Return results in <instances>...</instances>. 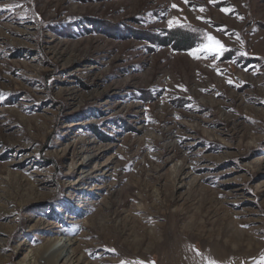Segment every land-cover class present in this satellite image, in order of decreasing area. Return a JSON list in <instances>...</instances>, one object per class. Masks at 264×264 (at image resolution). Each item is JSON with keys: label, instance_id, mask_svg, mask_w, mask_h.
<instances>
[{"label": "rangeland", "instance_id": "1", "mask_svg": "<svg viewBox=\"0 0 264 264\" xmlns=\"http://www.w3.org/2000/svg\"><path fill=\"white\" fill-rule=\"evenodd\" d=\"M159 259L264 264V0H0V264Z\"/></svg>", "mask_w": 264, "mask_h": 264}, {"label": "trees", "instance_id": "2", "mask_svg": "<svg viewBox=\"0 0 264 264\" xmlns=\"http://www.w3.org/2000/svg\"><path fill=\"white\" fill-rule=\"evenodd\" d=\"M168 33L169 35L166 36L163 41H169V43H166L165 45L172 46L173 48L181 51L191 49L195 46L194 44H190L193 38L188 34L182 32V30L172 31ZM177 34L179 35L177 36Z\"/></svg>", "mask_w": 264, "mask_h": 264}, {"label": "bare ground", "instance_id": "3", "mask_svg": "<svg viewBox=\"0 0 264 264\" xmlns=\"http://www.w3.org/2000/svg\"><path fill=\"white\" fill-rule=\"evenodd\" d=\"M177 179H178V176H177ZM180 180V178H179ZM144 233V232H143ZM148 239V238H147ZM147 242V241H146ZM54 246V242H52L51 244L49 243L48 246L45 247L46 251L49 249H52V247ZM71 247V241H68V242H65L58 250V252L55 254H57V256L55 257H58V259H63V260H67L68 262H71V260L73 258H71V255H70V252H69V249ZM156 247L159 248V246L156 244ZM53 257L51 258H55L54 255H52ZM161 259V258H160ZM160 259H159V262H160ZM52 260V259H51ZM78 262V261H77ZM161 263V262H160ZM163 263V262H162ZM161 263V264H162Z\"/></svg>", "mask_w": 264, "mask_h": 264}, {"label": "snow or ice", "instance_id": "4", "mask_svg": "<svg viewBox=\"0 0 264 264\" xmlns=\"http://www.w3.org/2000/svg\"><path fill=\"white\" fill-rule=\"evenodd\" d=\"M224 11H228L227 9H223ZM209 39L210 40H214V38L213 37H209ZM224 45H222L221 43H220V41H218V40H215V46H214V50H215V52L217 53V54H219V52L220 51H222L223 49H224Z\"/></svg>", "mask_w": 264, "mask_h": 264}]
</instances>
